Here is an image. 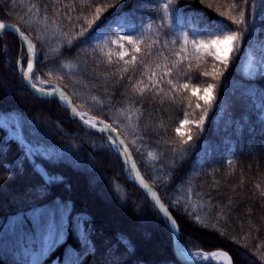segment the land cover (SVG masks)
<instances>
[{
    "label": "trees",
    "instance_id": "trees-1",
    "mask_svg": "<svg viewBox=\"0 0 264 264\" xmlns=\"http://www.w3.org/2000/svg\"><path fill=\"white\" fill-rule=\"evenodd\" d=\"M0 1V20L34 41L38 72L129 143L176 217L184 247L224 249L236 264H264V74L244 69L250 53L261 61L264 0H171L166 17V0ZM241 11L244 27L221 15ZM118 15L126 19L115 22ZM218 20L243 33L227 68L192 43L211 41L206 30ZM124 35L133 42L118 39ZM21 57L26 49L18 35H0V76L6 67L11 73L0 82V264H184L169 228L108 138L59 100L34 94L17 69ZM209 83L217 86L216 99L199 133L192 122L207 105L195 91ZM12 88L23 94L14 102L6 94L14 95ZM189 134L193 140L174 151ZM86 184L97 193L91 201ZM139 218L148 220L143 227L150 238L156 234L155 244L146 243ZM27 250L41 255L30 259Z\"/></svg>",
    "mask_w": 264,
    "mask_h": 264
},
{
    "label": "snow or ice",
    "instance_id": "snow-or-ice-1",
    "mask_svg": "<svg viewBox=\"0 0 264 264\" xmlns=\"http://www.w3.org/2000/svg\"><path fill=\"white\" fill-rule=\"evenodd\" d=\"M203 2V0H201ZM245 4L249 3V0H244ZM171 0H166V2L163 4V11L165 13V17L168 15V8L170 7ZM233 8H235V3L232 5ZM252 7H255V4H252ZM262 11H264V5H261ZM103 10L99 7L96 9V19L100 18V14ZM37 13H39V8L37 7ZM222 16H228V19L231 20L233 25L244 27L246 25V19H245V12L241 11L239 13V16L236 15H229L228 13H221ZM44 19H47L45 16ZM89 28L92 27L93 21H89ZM106 22H102L99 27H103ZM13 28L15 32H18L19 35L24 39L26 47H27V56L21 57L20 60L17 61V69L22 74L25 81L28 82V84L31 86V88L40 95L41 98H58L62 102H66L68 106H71V100L67 97V95L63 92V90L56 85H49L48 81L42 80L38 75L36 76L35 80H33V74L35 72V64H36V48L35 45L32 43V41L25 36V34L20 31L18 27H15L13 25H5L4 23L0 22V29L4 28ZM110 25H108V28L110 29ZM151 27V25H149ZM87 31L86 29H81L79 35L83 36L84 32ZM208 35H211L214 37L211 41L205 43L204 41H200L199 44H196V41H193L192 43L196 45L198 48L203 47L205 49H214V51H211L209 54L213 56V58L224 65L225 68L228 67L229 61L231 59V56L234 52H239V43L243 39V33L239 31H234L231 29V27L226 24L222 20H218L215 25L209 26V28L206 30ZM90 38H98L95 35L90 36ZM119 40H124L127 42H133V37L131 35H124L121 37H118ZM185 40H187V36L185 35ZM111 43H115V41H110ZM158 42V41H157ZM68 45L72 44V40H68ZM137 52L140 51L139 48L136 49ZM125 55V53H121V58ZM27 61L26 66L22 63L23 60ZM47 59V57H45ZM132 60L135 61L136 57H132ZM109 63H111V60H109ZM261 69L264 71V46L261 47V61H260ZM64 67H67V65H64ZM125 71H127V68H125ZM166 75H171V70H169ZM204 76L210 75L209 73H203ZM168 84H172L171 80L167 81ZM45 85H49L48 87H45ZM173 88H175V85H172ZM184 88H188L187 84L183 85ZM215 84L209 83L207 87L204 89L205 95L203 97H200L207 105V107L204 109L203 115L200 117L198 121H193L192 123L195 125L196 128L199 129V133H203L204 131V125L205 121L208 118V112L213 107V101L216 99L212 93L216 89ZM142 94V92H141ZM197 107H200L198 104ZM122 111V110H117ZM73 115H78L81 121L84 124H87L88 126L92 128H97V125H102L98 128V131L102 133H110V132H116V128H113L111 124L104 123L103 121H97L94 118L87 117L86 113H79L76 108H72ZM187 122V114L185 113V119L181 121V125ZM178 133L180 132V129L178 128L176 130ZM181 135H183L181 133ZM109 145L114 148L118 153H121L122 155L128 156L130 158V154L128 153V149L126 146H124V141L119 140L118 138L114 139L111 135L108 136ZM193 140V136L189 134L187 136L186 140H183L181 148L175 149L174 151H181L183 150V146L189 144ZM135 143V141H133ZM121 146L123 147V152H121ZM151 155V153H149ZM127 163V160L125 161ZM231 163V162H229ZM133 168H135V164L132 165ZM139 173H137V176ZM139 183L142 185V187L146 190L151 191L150 186L143 181L142 178H140ZM152 196L155 198V203L158 206L159 212L164 216L165 222L170 224L171 226H176V221L174 218H171V214L168 212V209L165 207L163 203H161L156 197V193L152 192ZM179 203V201H177ZM197 220L199 218L197 217ZM192 256H195L197 259H203V260H209L212 258L216 259H224L227 264H231V258L227 252H211V253H191L190 251L181 250L179 253L178 258H188L191 259Z\"/></svg>",
    "mask_w": 264,
    "mask_h": 264
},
{
    "label": "rangeland",
    "instance_id": "rangeland-1",
    "mask_svg": "<svg viewBox=\"0 0 264 264\" xmlns=\"http://www.w3.org/2000/svg\"><path fill=\"white\" fill-rule=\"evenodd\" d=\"M0 2H1V1H0ZM213 51H214V49H213ZM245 69H246L247 72H250V73H253V74H255V73L257 72L258 67H257L256 63H254V59L252 58V56H250L249 59L247 60V62H246V64H245ZM5 72H6V75H5L6 77L4 76V79L2 78L3 76H0V82H1L2 84L5 82V79H7V82H9V81H8V76H11L10 68H7V67H6ZM5 72H4V73H5ZM260 72L264 74V71H262V69H260ZM49 81H50V80H49ZM51 82H53V81H51ZM5 83H6V82H5ZM207 85H208V84H207ZM206 87H207V86H206ZM206 87H205V88H206ZM5 88H6V86H5ZM205 88H203L202 90H200V87H197L195 93H196L199 97H203V96L205 95V92H204V89H205ZM12 93H13L14 95L10 94V93L8 92V90L6 91V94L9 95L10 102H14V101H15V99H14V98H15V95H17V94H18V95H23V94H22V91H21L20 89H16V88H15V89L12 88ZM212 95H214V92L212 93ZM78 109H79V108H78ZM81 110H82V113H86V114L89 113V112L86 111V110H83V109H81ZM87 115H88V114H87ZM49 119H51V118L49 117ZM256 160H257V159H255V160L253 159V161H252L253 164L256 162ZM247 164H248V163H247ZM249 165H251V163L248 164V166H249ZM72 181H73L74 183L78 184V185L76 186V190H79V181H78V182H77L76 180H72ZM106 185H107V184H106ZM86 186H87V190L89 191V194H90V196L88 195V196H89V199H88V200L91 201L90 198H91V197H94V198H95V193H96V192H94V191L88 186V184H86ZM76 190H75V191H76ZM95 191H97V189H95ZM96 194H97V193H96ZM98 195H99V194H98ZM99 196L101 197L102 202H104V203H102V204H106V205L109 204V203H107L106 198H103L101 195H99ZM109 205H110V204H109ZM104 206H105V205H104ZM106 207H107V206H106ZM106 207H105V208H106ZM106 211H108V212H109V215L111 216L110 213L112 212V210H111V209H107ZM125 211H126V210H125ZM125 211H123V214H124V213H128V211H127V212H125ZM108 212H107V213H108ZM127 215L129 216L130 219H133V217H131L130 214H127ZM118 218H120L119 215H118ZM135 218H138V217H135ZM37 219H39V218H36V220H37ZM116 221H117V224H119L118 219H116L115 222H116ZM147 221H148V220H146V219L144 218V220H143V222H142V220L139 218V219H137V225H136V226H137V228L141 231L142 235L145 234V235H144V236H145V239H146L145 241H146V243H149L150 246H151L152 244H155V243H154L155 240L153 241L152 239H153V237H154V239L156 238V237H155L156 234H155V233H154L155 235L152 234V235H153L152 238H150V237L148 236V232H147L148 229L145 230L144 227H143V225H147V224H148ZM37 224H39V223H37ZM37 230H40V229L37 228L36 231H32V232H31V234H30V237H31V238H33L34 235L36 236V234H38V233H37ZM146 236H147V237H146ZM158 236H160L159 233H158L157 237H158ZM21 237H22V233L20 234V236H19L17 239H19V238H21ZM31 241H32V239H31ZM163 245H166V242H165V241H163ZM157 246H158V245H157ZM158 247H159V246H158ZM158 249H159V252H161V251H165V247H164V246H162V247L160 246Z\"/></svg>",
    "mask_w": 264,
    "mask_h": 264
},
{
    "label": "water",
    "instance_id": "water-1",
    "mask_svg": "<svg viewBox=\"0 0 264 264\" xmlns=\"http://www.w3.org/2000/svg\"><path fill=\"white\" fill-rule=\"evenodd\" d=\"M5 25H13V26H15V27H18V26H16V25H14V24H12V23H9V22H6V23H4ZM20 29V28H19ZM6 30H9V31H14L13 30V28H8V27H6V28H4V29H0V33H2V32H4V31H6ZM21 31V30H20ZM23 32V31H22ZM16 33H18V32H16ZM24 33V32H23ZM19 34V33H18ZM25 34V36H27L26 35V33H24ZM20 36V35H19ZM28 37V36H27ZM33 43V42H32ZM35 66H36V64H35ZM64 93L67 95V97L71 100V106H70V108H71V110H72V108L74 107V108H76V106H75V104H74V102H73V99H72V97L66 92V91H64ZM38 94V93H37ZM39 95V94H38ZM40 96V95H39ZM77 109V108H76ZM79 112V111H78ZM77 119H79L80 121H81V119L79 118V116L78 115H74ZM82 122V121H81ZM83 123V122H82ZM84 124V123H83ZM87 127H89V128H91V129H93V130H96V131H98V128L99 127H101L100 125H97V128H92V127H90V126H88L87 124H85ZM98 132H100V131H98ZM100 133H102V132H100ZM102 134H104V135H106V136H109V135H113V136H115L116 138H118L119 140H123L124 141V146H126L127 147V149H128V153L130 154V158L128 157V156H126V158H127V160H128V162H129V164H130V166H131V168L133 169V172H134V175H135V177H136V181L137 182H139V180H140V178H142L143 179V181L145 182V183H147L149 186H150V189H151V191H149V190H146V189H144L143 187V189L147 192V194L149 195V197L151 198V200L153 201V202H155V198L152 196V192H155L156 193V197H158V199H159V201L161 202V203H163L164 205H165V203L163 202V200L161 199V197H160V194H159V192H158V190L144 177V175L142 174V172H141V170H140V168H139V166H138V164H137V162H136V160H135V158H134V155H133V153H132V151H131V149H130V147H129V145H128V143L123 139V137L120 135V134H118V132L116 131V132H110V133H102ZM123 146V147H124ZM133 163L135 164V168H133L132 167V165H133ZM137 173H139V175L137 176ZM141 185V184H140ZM142 186V185H141ZM158 207V206H157ZM165 207L168 209V212L171 214V218H174L175 219V217L173 216V214H172V212L170 211V209L165 205ZM163 216V215H162ZM163 218H164V216H163ZM165 220V219H164ZM175 221H176V219H175ZM168 226H170V224H168V223H166ZM176 225H177V233H175L174 235H173V241H174V247H175V250H176V252H177V254L179 255V253H180V251L182 250V247H181V243H180V239H179V228H178V224H177V222H176ZM221 251H223V252H226V251H224V250H215V251H212V252H221ZM208 253H211V252H208ZM228 253V252H227ZM229 254V256H230V258H231V262H232V264H236L235 263V260H234V258H233V256L230 254V253H228ZM204 261H207V260H203V259H196V260H191L190 261V263L191 264H198V263H201V262H204Z\"/></svg>",
    "mask_w": 264,
    "mask_h": 264
},
{
    "label": "bare ground",
    "instance_id": "bare-ground-1",
    "mask_svg": "<svg viewBox=\"0 0 264 264\" xmlns=\"http://www.w3.org/2000/svg\"><path fill=\"white\" fill-rule=\"evenodd\" d=\"M170 230L172 232V234L174 235L175 233H177V226L173 227L170 225ZM184 260H188V258H184ZM221 262H223L224 264H227V262L224 259H219ZM232 264V262H231Z\"/></svg>",
    "mask_w": 264,
    "mask_h": 264
}]
</instances>
